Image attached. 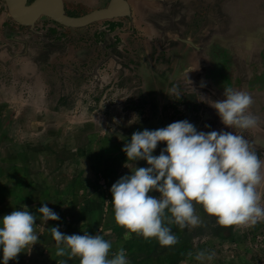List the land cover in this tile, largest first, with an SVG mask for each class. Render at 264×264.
<instances>
[{
	"label": "rangeland",
	"instance_id": "rangeland-1",
	"mask_svg": "<svg viewBox=\"0 0 264 264\" xmlns=\"http://www.w3.org/2000/svg\"><path fill=\"white\" fill-rule=\"evenodd\" d=\"M128 1L129 15L68 27L47 16L20 24L0 0V217L28 208L39 234L9 264H80L56 256L50 227L57 226L68 235L100 234L112 244L110 257L123 248L130 264H147L158 241L124 238L110 188L148 166L122 151L134 132L180 120L247 139L262 161L256 190L264 207V0ZM109 2L64 0L71 16ZM225 87L250 94L256 127L221 122L212 104ZM45 203L60 220L43 222L37 209ZM193 203L200 223L170 225L177 243L165 264H264V220L220 226Z\"/></svg>",
	"mask_w": 264,
	"mask_h": 264
},
{
	"label": "clouds",
	"instance_id": "clouds-1",
	"mask_svg": "<svg viewBox=\"0 0 264 264\" xmlns=\"http://www.w3.org/2000/svg\"><path fill=\"white\" fill-rule=\"evenodd\" d=\"M223 96L212 107L225 126L242 130L256 127L257 118L247 113L252 104L249 93L225 87ZM160 142H166V146L154 155ZM122 151L128 160H144L148 165L131 170L110 188L114 218L126 229L125 239L135 233L145 239L155 238L161 246L176 244L170 225L184 229L200 223L193 202L215 216L220 226H254L264 220V207L256 190L262 179V161L242 135L224 130L198 131L185 119L134 132ZM37 213L46 224L60 220L46 203ZM36 221L37 214L28 208L0 217V264H9L39 241L34 230ZM50 232L56 242V256L78 258L80 264H130L123 248L110 257L112 244L100 234L68 235L59 226L50 227ZM203 258V252L196 257ZM208 259H212L211 254Z\"/></svg>",
	"mask_w": 264,
	"mask_h": 264
},
{
	"label": "water",
	"instance_id": "water-1",
	"mask_svg": "<svg viewBox=\"0 0 264 264\" xmlns=\"http://www.w3.org/2000/svg\"><path fill=\"white\" fill-rule=\"evenodd\" d=\"M12 17L20 24L33 25L39 18L47 16L68 27H82L94 21L129 15L128 0H110L108 6L93 10L82 16L66 13L64 0H6ZM55 6V9L51 7Z\"/></svg>",
	"mask_w": 264,
	"mask_h": 264
},
{
	"label": "trees",
	"instance_id": "trees-1",
	"mask_svg": "<svg viewBox=\"0 0 264 264\" xmlns=\"http://www.w3.org/2000/svg\"><path fill=\"white\" fill-rule=\"evenodd\" d=\"M222 238H230V234H219ZM174 245L171 246H161L159 242H157L156 247L152 251V253L148 257L147 264H165L164 257H166V252L170 251Z\"/></svg>",
	"mask_w": 264,
	"mask_h": 264
},
{
	"label": "crops",
	"instance_id": "crops-1",
	"mask_svg": "<svg viewBox=\"0 0 264 264\" xmlns=\"http://www.w3.org/2000/svg\"><path fill=\"white\" fill-rule=\"evenodd\" d=\"M261 97H263V96H261ZM261 99H262V98H261ZM262 109L264 110V105H262V106L259 108L260 111H261ZM263 110H262L261 112L264 114ZM260 111L258 112V115H261ZM254 112H256V111H254Z\"/></svg>",
	"mask_w": 264,
	"mask_h": 264
},
{
	"label": "bare ground",
	"instance_id": "bare-ground-1",
	"mask_svg": "<svg viewBox=\"0 0 264 264\" xmlns=\"http://www.w3.org/2000/svg\"><path fill=\"white\" fill-rule=\"evenodd\" d=\"M51 7H52L53 9H55V6L51 5Z\"/></svg>",
	"mask_w": 264,
	"mask_h": 264
}]
</instances>
